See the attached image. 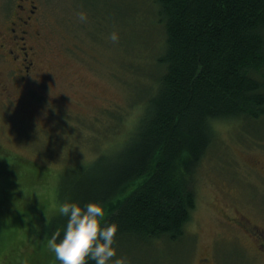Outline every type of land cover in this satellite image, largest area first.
<instances>
[{"label":"rangeland","instance_id":"374dc122","mask_svg":"<svg viewBox=\"0 0 264 264\" xmlns=\"http://www.w3.org/2000/svg\"><path fill=\"white\" fill-rule=\"evenodd\" d=\"M4 1L2 30L20 11L14 10L20 0H7L8 12ZM33 2L27 39L35 45V67L20 80L12 55L0 60V264L41 256L43 226L58 212L65 176L127 138L163 40L154 0ZM115 111L123 120H112ZM214 127L218 150L205 154L195 175L186 237L118 246L130 264H264V138L239 132L232 120ZM11 166L18 172L14 189L7 186L13 172H5Z\"/></svg>","mask_w":264,"mask_h":264},{"label":"trees","instance_id":"16d2710c","mask_svg":"<svg viewBox=\"0 0 264 264\" xmlns=\"http://www.w3.org/2000/svg\"><path fill=\"white\" fill-rule=\"evenodd\" d=\"M154 3L163 40L135 101L134 127L121 144L72 170L58 192L59 202H101L104 223L118 225L114 246L123 249L186 237L195 175L205 154L218 150L216 122L232 120L239 132L264 138V0ZM121 115L115 111L112 120ZM5 172H13L7 186L14 189L18 172ZM55 213L43 226L41 256L28 257L29 264H46L43 253L60 264L47 241L57 229L63 235L67 217Z\"/></svg>","mask_w":264,"mask_h":264},{"label":"clouds","instance_id":"9594fccd","mask_svg":"<svg viewBox=\"0 0 264 264\" xmlns=\"http://www.w3.org/2000/svg\"><path fill=\"white\" fill-rule=\"evenodd\" d=\"M77 15L80 20L87 19L83 11ZM110 39L117 41L118 33L113 31ZM58 212L67 217L63 235L61 229H57L48 239L47 246L60 264H88L89 260L94 264H130L126 256L117 255L114 241L118 225L104 223L106 209L101 202L81 204L65 199L59 203Z\"/></svg>","mask_w":264,"mask_h":264},{"label":"flooded vegetation","instance_id":"af4514ba","mask_svg":"<svg viewBox=\"0 0 264 264\" xmlns=\"http://www.w3.org/2000/svg\"><path fill=\"white\" fill-rule=\"evenodd\" d=\"M15 6L14 10L16 12L20 10L15 13L16 19L4 28L5 31L0 29V60L4 54L12 55L15 73L18 74L20 80H23L26 79V76H29V72L33 69V66L35 67V45L28 42L27 37L31 34V19L36 12L37 6L33 0L17 1ZM2 8L3 11L8 12L9 6L7 0L4 1ZM15 24L18 26L14 27L13 25ZM261 251L264 253V247Z\"/></svg>","mask_w":264,"mask_h":264}]
</instances>
